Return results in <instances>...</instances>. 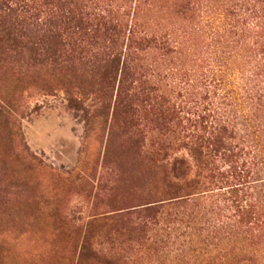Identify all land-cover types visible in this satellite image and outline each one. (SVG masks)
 <instances>
[{"label": "rangeland", "instance_id": "rangeland-1", "mask_svg": "<svg viewBox=\"0 0 264 264\" xmlns=\"http://www.w3.org/2000/svg\"><path fill=\"white\" fill-rule=\"evenodd\" d=\"M0 264H264V0H0Z\"/></svg>", "mask_w": 264, "mask_h": 264}, {"label": "trees", "instance_id": "trees-1", "mask_svg": "<svg viewBox=\"0 0 264 264\" xmlns=\"http://www.w3.org/2000/svg\"><path fill=\"white\" fill-rule=\"evenodd\" d=\"M187 125H182L181 131L179 133V140L187 141L188 147L194 151V155L200 156L203 153V148L206 147L209 152V157H211V167L208 169L211 171V177L225 176V173L232 172L236 174V179L232 177L233 182L239 184V179L241 180L246 172L247 175L250 172L251 162L247 160H241L238 144L229 143L227 137L233 136L229 134V122L227 119L222 118V116H217L215 114L207 113V110L200 111L195 109L191 112V115L186 119ZM212 128L213 134L204 135L203 131ZM216 133V134H215ZM181 135V136H180ZM228 141V145L225 143ZM233 142V141H232ZM227 144V143H226ZM238 149V150H237ZM237 150V152H235ZM218 164V166L215 165ZM221 164V167L219 164ZM194 165V164H193ZM207 167V166H206ZM205 167V168H206ZM192 169V164L187 158L183 156L175 157L170 163V173L174 177V182L171 183L173 190H181L183 183L187 185V176ZM228 169V171H227ZM238 186V185H236ZM240 222L249 224L254 220L253 212L247 210H241L239 207Z\"/></svg>", "mask_w": 264, "mask_h": 264}]
</instances>
